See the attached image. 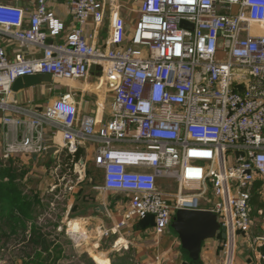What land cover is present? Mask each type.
Listing matches in <instances>:
<instances>
[{
	"label": "built area",
	"instance_id": "2783aa9c",
	"mask_svg": "<svg viewBox=\"0 0 264 264\" xmlns=\"http://www.w3.org/2000/svg\"><path fill=\"white\" fill-rule=\"evenodd\" d=\"M66 2L75 25L61 42L54 39L64 25L46 0L28 16L0 2V126L7 128L0 157L43 154L49 127L61 134L60 152L92 145L98 189L120 195L123 206L101 235L146 217L161 235L176 211L209 210L225 232L215 238L224 264H233L237 237L251 229L255 184L264 180V0H140L130 30L117 0ZM107 8L100 45L85 30L90 20L101 25ZM5 38L32 55L19 50L9 60ZM34 74L96 78L111 96L109 118L97 126L72 93L15 115L21 108L10 103L11 85ZM66 232L84 239L85 231Z\"/></svg>",
	"mask_w": 264,
	"mask_h": 264
},
{
	"label": "crops",
	"instance_id": "0c3cea01",
	"mask_svg": "<svg viewBox=\"0 0 264 264\" xmlns=\"http://www.w3.org/2000/svg\"><path fill=\"white\" fill-rule=\"evenodd\" d=\"M37 0H0L3 3H9L19 6L24 9L28 16L36 5ZM108 1V0H106ZM121 7L119 13L127 22V29L130 30L133 22L136 19L134 11L130 9L129 0H117ZM47 8L52 10L57 18L63 23L64 27L60 32L59 37L55 41L61 42L66 35L74 27L75 22L68 12L66 0H46ZM109 13L108 8L105 11L104 22L95 26L90 20L86 26L87 34L95 35L94 42L103 45L106 42L109 28ZM5 47L9 60H14L17 52L20 50L24 57L32 55L29 49L18 47L8 38L2 41ZM50 83H42L30 88L18 91L16 99L11 97L10 103L21 108V112L15 115L24 116L38 111L44 104L52 99L59 97L61 94L72 93L77 103L79 111L82 113L91 114L95 117L96 125L106 122L109 118L108 105L111 100L110 93L100 90V85L96 78H92L86 84L82 81H70L65 89L59 93H52L55 86ZM55 90V88H54ZM48 92L50 95L39 105L40 101H36V92ZM34 95V96H33ZM97 96V97H96ZM42 105V106H41ZM1 114V111H0ZM5 126H0V152L4 144ZM20 132V129H17ZM48 148H56L51 155L38 154L30 156L33 161L39 158L48 159L51 163L57 159L62 145V137L59 132L52 134V128H47L46 136ZM83 148H87V153L91 154L92 163V145L85 144ZM81 149V148H80ZM27 156H20L23 160ZM7 160V159H6ZM82 166L87 170L88 162H84ZM100 172V171H99ZM101 176V173H100ZM101 184V183H100ZM67 194L72 195V189H66ZM94 206H82L81 210L77 211V206H64L63 219L60 223L54 225L52 234H48L46 239L48 247L43 253V264H186L189 260L181 249L175 234L155 235L151 230L152 221L145 227L143 221L139 219L131 220L127 226L122 227L116 232H109L107 235H101L100 228L109 229L122 218L121 213L123 206L119 203L115 204L105 199V192L96 189ZM34 208V206H32ZM251 229L246 235H242L241 250L234 253L235 264H264V180H260L255 184V189L251 198ZM27 230L32 226H28L25 222ZM78 227L79 231H85L84 239L79 242L74 241L66 232L67 228ZM33 228V227H32ZM99 228V229H98ZM171 230V229H168ZM166 230V231H168ZM165 231V232H166ZM251 234V235H250ZM252 236V237H251ZM25 238V239H24ZM29 234L22 235L21 229L17 228L14 231H8L1 238L2 243L8 248V241L11 240L14 244L21 243L17 252L11 250V264H31L28 260L34 256V250L39 249L37 245L27 243ZM217 239L208 240L210 243ZM249 243V245H248ZM205 244V243H204ZM200 253V263L205 264L204 257H210V252H205L203 249ZM237 244V240H236ZM236 246V245H235ZM177 247V249H176ZM174 250V251H173ZM236 254V255H235ZM157 256H160L157 259ZM188 259V260H187ZM233 259V261H234Z\"/></svg>",
	"mask_w": 264,
	"mask_h": 264
},
{
	"label": "rangeland",
	"instance_id": "374dc122",
	"mask_svg": "<svg viewBox=\"0 0 264 264\" xmlns=\"http://www.w3.org/2000/svg\"><path fill=\"white\" fill-rule=\"evenodd\" d=\"M129 1H131L130 9L136 14L140 0ZM51 82L55 86V90L53 88L52 93L57 94L65 89L69 80L56 79ZM48 92L50 91L36 92L35 95L38 98L36 101H40L39 105L50 95ZM87 152V148L83 147L72 154L62 151L58 158L54 159L51 163H48V159L42 157L36 161H33L28 156L23 158V160L20 159V156L13 157L15 161L12 164L16 166L18 171L13 173L12 179L0 174V183H12V185L17 187L19 192L18 199L15 202L17 206H24L21 208L22 210H28L29 214L23 218L25 219L24 221L28 222V226L41 228L46 234H52L54 225L60 223L63 219L64 206H77V211H80L82 206H94L96 202L95 190L100 186L101 176L99 170L91 163V154ZM84 162H88L86 171L82 167ZM67 188L72 189V195L67 194ZM104 197L115 204L121 203V196L118 194L105 192ZM7 206L10 205L6 201L0 203V222L4 221L3 216L6 214ZM13 222L15 225L12 226L15 230L19 229L22 225L17 218ZM149 224L150 221H147L144 225L146 227ZM75 228L78 229V227ZM147 228L149 227L147 226ZM8 231L14 230L10 227H4L3 230H0V264H11V250L12 252H17L18 248L22 246L21 243L14 244L9 240L8 248H6L1 238ZM164 234L174 235L171 230L166 231ZM175 238H177L176 235ZM241 240H243L242 236L239 235L234 250L235 253L241 250ZM203 248L205 252L212 254L208 258L203 256L206 261L205 264H224V247L220 243H217V241H213L212 243L206 241ZM236 261L234 259L233 264Z\"/></svg>",
	"mask_w": 264,
	"mask_h": 264
},
{
	"label": "water",
	"instance_id": "95a60500",
	"mask_svg": "<svg viewBox=\"0 0 264 264\" xmlns=\"http://www.w3.org/2000/svg\"><path fill=\"white\" fill-rule=\"evenodd\" d=\"M181 26H186L185 21H181ZM192 28V25H190ZM94 66H90L92 70ZM51 77L47 74H34L18 77L11 85L13 99L18 91L30 88L42 83H50ZM54 147L47 148L44 154L51 155L55 152ZM35 156V155H34ZM171 231L177 236L181 249L188 259L194 264L200 263V253L203 244L208 240L217 237L225 238L223 228L219 227L217 214L209 210H178L170 223Z\"/></svg>",
	"mask_w": 264,
	"mask_h": 264
},
{
	"label": "trees",
	"instance_id": "16d2710c",
	"mask_svg": "<svg viewBox=\"0 0 264 264\" xmlns=\"http://www.w3.org/2000/svg\"><path fill=\"white\" fill-rule=\"evenodd\" d=\"M17 159V158H16ZM18 160V159H17ZM14 158H9L7 160H3L0 158V174L2 176H7L9 179H12L14 174L18 171L16 166H13L12 162H14ZM4 165V166H3ZM10 183V182H9ZM18 189L15 185L10 184H5V183H0V203L2 201H6L10 206L6 207V214L4 217V221L0 222V230H3L4 227H10L12 230H15L12 225H15L13 220L17 218L19 222L22 223L20 229L22 231V235H25V233L29 234V239L27 240V243H32L31 241L34 240V244L39 247V249L36 251L34 250V256L32 259L28 260L31 264H43L44 261V256L43 253L48 247V242H47V235L45 232L42 231L41 228H31L30 230H27V226L25 224L26 221L24 216L28 215L29 212L27 209L22 210L24 206H17L16 205V200L18 199ZM25 216V217H26ZM143 224L147 221H152L150 217H146L144 219H140ZM220 239V237H217ZM25 239V238H24ZM185 253V252H184ZM188 260V259H187ZM188 263L186 264H194L190 259L187 261Z\"/></svg>",
	"mask_w": 264,
	"mask_h": 264
}]
</instances>
